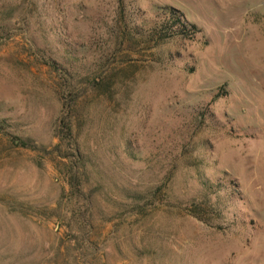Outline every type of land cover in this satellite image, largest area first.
I'll list each match as a JSON object with an SVG mask.
<instances>
[{
	"label": "rangeland",
	"instance_id": "1",
	"mask_svg": "<svg viewBox=\"0 0 264 264\" xmlns=\"http://www.w3.org/2000/svg\"><path fill=\"white\" fill-rule=\"evenodd\" d=\"M0 264H264V0H0Z\"/></svg>",
	"mask_w": 264,
	"mask_h": 264
},
{
	"label": "trees",
	"instance_id": "2",
	"mask_svg": "<svg viewBox=\"0 0 264 264\" xmlns=\"http://www.w3.org/2000/svg\"><path fill=\"white\" fill-rule=\"evenodd\" d=\"M163 10L166 15V21L160 23L156 27L154 26V28L151 30V35L157 36L158 42H162L175 36L189 38L194 36L198 32L193 25L186 23L177 11L171 8H164ZM62 110L67 112L69 110V107L64 104L62 105ZM66 112H62L64 114L59 120L60 128L64 130H60V140H67L68 138H70L69 114H67ZM74 156L76 157V155ZM71 173V169H69L70 185L75 186L72 185L71 182H73V180H75L76 178L75 175H71Z\"/></svg>",
	"mask_w": 264,
	"mask_h": 264
}]
</instances>
